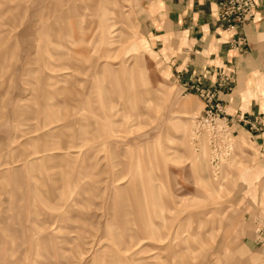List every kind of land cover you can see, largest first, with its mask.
Segmentation results:
<instances>
[{
  "label": "rangeland",
  "instance_id": "obj_1",
  "mask_svg": "<svg viewBox=\"0 0 264 264\" xmlns=\"http://www.w3.org/2000/svg\"><path fill=\"white\" fill-rule=\"evenodd\" d=\"M166 1L0 0V264H264L259 145L213 167Z\"/></svg>",
  "mask_w": 264,
  "mask_h": 264
},
{
  "label": "crops",
  "instance_id": "obj_2",
  "mask_svg": "<svg viewBox=\"0 0 264 264\" xmlns=\"http://www.w3.org/2000/svg\"><path fill=\"white\" fill-rule=\"evenodd\" d=\"M218 1L167 0L152 32L182 88L216 92L231 130L249 133L264 159V0L250 22L233 28L219 19Z\"/></svg>",
  "mask_w": 264,
  "mask_h": 264
},
{
  "label": "built area",
  "instance_id": "obj_3",
  "mask_svg": "<svg viewBox=\"0 0 264 264\" xmlns=\"http://www.w3.org/2000/svg\"><path fill=\"white\" fill-rule=\"evenodd\" d=\"M218 5L219 19L233 28L237 25L243 26L253 19L257 3L256 0H219ZM190 89L199 94L205 105V111L196 120L195 135L197 139L203 136L207 139L211 163L218 171L234 152V132L231 130L222 106L216 99V92L199 84L192 85Z\"/></svg>",
  "mask_w": 264,
  "mask_h": 264
}]
</instances>
